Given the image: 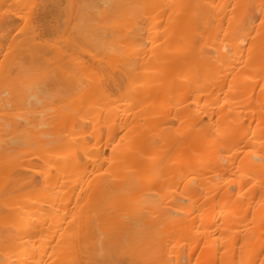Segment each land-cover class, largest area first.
I'll list each match as a JSON object with an SVG mask.
<instances>
[{
	"label": "bare ground",
	"instance_id": "obj_1",
	"mask_svg": "<svg viewBox=\"0 0 264 264\" xmlns=\"http://www.w3.org/2000/svg\"><path fill=\"white\" fill-rule=\"evenodd\" d=\"M0 264H264V0H0Z\"/></svg>",
	"mask_w": 264,
	"mask_h": 264
}]
</instances>
